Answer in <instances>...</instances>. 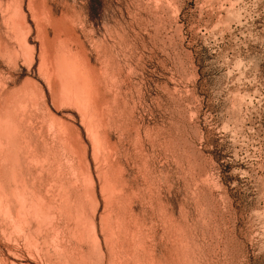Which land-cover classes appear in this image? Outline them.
I'll use <instances>...</instances> for the list:
<instances>
[{
  "label": "rangeland",
  "instance_id": "1",
  "mask_svg": "<svg viewBox=\"0 0 264 264\" xmlns=\"http://www.w3.org/2000/svg\"><path fill=\"white\" fill-rule=\"evenodd\" d=\"M96 263L264 264V0H0V264Z\"/></svg>",
  "mask_w": 264,
  "mask_h": 264
},
{
  "label": "bare ground",
  "instance_id": "2",
  "mask_svg": "<svg viewBox=\"0 0 264 264\" xmlns=\"http://www.w3.org/2000/svg\"><path fill=\"white\" fill-rule=\"evenodd\" d=\"M12 6V5H11ZM20 12H22V11H20ZM20 16V15H19ZM22 24V23H21ZM20 24V25H21ZM17 30V29H16ZM27 40V39H26ZM112 72V71H111ZM79 74V73H78ZM30 80V79H29ZM65 122V121H64ZM100 144V143H99ZM62 191V190H61ZM37 206V205H36ZM67 211V210H66ZM4 212V211H3ZM39 217V216H38ZM21 234V233H20ZM139 245V244H138ZM97 264V263H96Z\"/></svg>",
  "mask_w": 264,
  "mask_h": 264
}]
</instances>
